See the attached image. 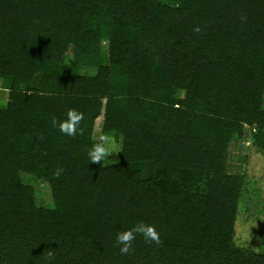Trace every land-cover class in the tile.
I'll use <instances>...</instances> for the list:
<instances>
[{
    "label": "trees",
    "instance_id": "1",
    "mask_svg": "<svg viewBox=\"0 0 264 264\" xmlns=\"http://www.w3.org/2000/svg\"><path fill=\"white\" fill-rule=\"evenodd\" d=\"M0 91V264H264L229 172L232 145L264 153V0H0ZM140 222L159 243L121 254Z\"/></svg>",
    "mask_w": 264,
    "mask_h": 264
},
{
    "label": "rangeland",
    "instance_id": "2",
    "mask_svg": "<svg viewBox=\"0 0 264 264\" xmlns=\"http://www.w3.org/2000/svg\"><path fill=\"white\" fill-rule=\"evenodd\" d=\"M7 100L8 93L0 91V106H5ZM109 146L113 152H116V143L113 139L109 140ZM117 147L116 160L120 153V148ZM248 148H250L248 141L241 145H232L229 160V172L245 174L247 185L239 204L236 241L244 248L262 252L264 251V153ZM39 187V205L52 208L53 202L46 185L39 182Z\"/></svg>",
    "mask_w": 264,
    "mask_h": 264
},
{
    "label": "clouds",
    "instance_id": "3",
    "mask_svg": "<svg viewBox=\"0 0 264 264\" xmlns=\"http://www.w3.org/2000/svg\"><path fill=\"white\" fill-rule=\"evenodd\" d=\"M83 119V112L77 109H69L66 113L65 119L57 121L56 118H53L52 123L54 126H58L60 132L64 135L75 137L78 132L81 131L80 125ZM113 153L115 152H113L109 146L108 138L106 136H101L97 142L92 144L88 150L87 156L89 162L99 163L101 161L104 162V160L109 158ZM137 233L143 235L146 241H156L159 243V238L155 227L140 222L126 231L117 233L116 242L120 246L121 254L129 252L132 247V241L135 239ZM49 255H51V252Z\"/></svg>",
    "mask_w": 264,
    "mask_h": 264
}]
</instances>
